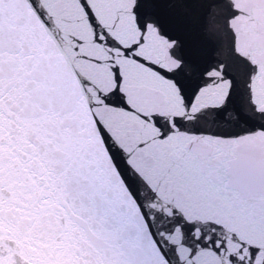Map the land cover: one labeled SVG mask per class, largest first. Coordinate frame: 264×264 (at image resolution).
<instances>
[{"label": "snow or ice", "instance_id": "6c2138e0", "mask_svg": "<svg viewBox=\"0 0 264 264\" xmlns=\"http://www.w3.org/2000/svg\"><path fill=\"white\" fill-rule=\"evenodd\" d=\"M0 264H264V0H0Z\"/></svg>", "mask_w": 264, "mask_h": 264}]
</instances>
